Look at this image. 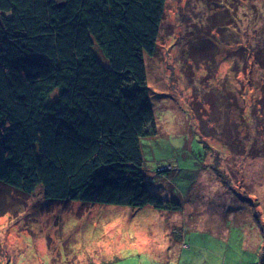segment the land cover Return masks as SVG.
Wrapping results in <instances>:
<instances>
[{
  "label": "trees",
  "instance_id": "obj_1",
  "mask_svg": "<svg viewBox=\"0 0 264 264\" xmlns=\"http://www.w3.org/2000/svg\"><path fill=\"white\" fill-rule=\"evenodd\" d=\"M166 4L0 0V218L33 196L183 210L150 191L143 158L144 141L158 135L145 55H157ZM245 48L236 78L246 80L233 84L229 112H215L211 128L234 155L256 161L264 159V44ZM200 131L207 146L208 129ZM251 197L241 200L259 207Z\"/></svg>",
  "mask_w": 264,
  "mask_h": 264
},
{
  "label": "rangeland",
  "instance_id": "obj_2",
  "mask_svg": "<svg viewBox=\"0 0 264 264\" xmlns=\"http://www.w3.org/2000/svg\"><path fill=\"white\" fill-rule=\"evenodd\" d=\"M262 8L264 0H167L157 55H145L158 127L144 141L145 175L181 212L16 199L0 218V264H264V159H240L211 128L246 80L236 78L245 47L264 44ZM249 195L259 207L243 203Z\"/></svg>",
  "mask_w": 264,
  "mask_h": 264
},
{
  "label": "crops",
  "instance_id": "obj_3",
  "mask_svg": "<svg viewBox=\"0 0 264 264\" xmlns=\"http://www.w3.org/2000/svg\"><path fill=\"white\" fill-rule=\"evenodd\" d=\"M184 243V242H183ZM229 244V243H228ZM230 245V244H229ZM243 249H244V247H243ZM245 250V249H244ZM251 252H255V253H257V252H259L260 251V249H254V250H250Z\"/></svg>",
  "mask_w": 264,
  "mask_h": 264
}]
</instances>
